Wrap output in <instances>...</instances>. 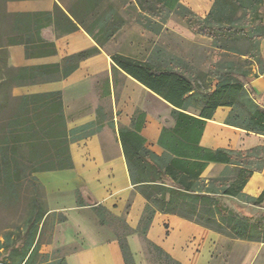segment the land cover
<instances>
[{
  "label": "trees",
  "instance_id": "obj_1",
  "mask_svg": "<svg viewBox=\"0 0 264 264\" xmlns=\"http://www.w3.org/2000/svg\"><path fill=\"white\" fill-rule=\"evenodd\" d=\"M6 1L0 0V127L4 135H15L17 147L31 148L29 176L44 197L43 186L35 173L72 168L70 144L91 131L93 124L68 128L58 90L20 97H12L11 90L20 81L28 82L56 71L62 70L67 76L80 60L97 49L73 53L62 63L27 68L10 66L5 38L9 31L4 28V21L12 20L10 31L13 33L20 30L18 24L23 21L38 29L55 30L65 25L68 18L57 4L51 11L9 14L4 9ZM99 1L78 0L68 11L82 25L85 15ZM134 1L141 10L137 22L144 28L158 31L168 16L176 13L194 34L211 39V47L237 56L236 59L214 60L204 71L176 56L168 60L157 56L153 62L150 59L140 61L119 52L110 54L116 66L143 83L170 107L164 118L166 123L158 134L157 145L162 153L148 148L146 138L141 135L144 111L135 112L129 127L119 128L129 180L146 201L135 231L155 252L158 264L181 263L145 236L157 211L176 214L230 238L264 242V212L259 219H250L222 201L236 199L242 204L264 207V190L258 197L242 190L252 173L264 166V145L244 150L211 149L200 145L206 121L219 106L230 107L224 119L226 125L264 135V92L259 93L251 85V81L264 72L259 47L264 39V0H212L205 16L195 14L179 0ZM123 25L124 19L118 10L108 4L84 28L97 45L102 46ZM18 40L24 45L26 56L33 55L41 47L49 54L55 52L54 40L41 35V30L35 36L26 34ZM238 44H245V47L238 48ZM5 139L2 140L3 163L7 176H11ZM211 163L222 164L223 168L214 176H203ZM89 201L100 222L104 223L107 209L96 205L93 197ZM41 203L46 205L45 197ZM78 203H83L79 197ZM35 212V218L28 222L24 232L16 234V238H12L13 232L8 229L0 235V264H66L63 256L52 257V254L40 252L39 225L47 206ZM123 225L127 230L126 224ZM119 244L125 264H133L125 237L119 238Z\"/></svg>",
  "mask_w": 264,
  "mask_h": 264
},
{
  "label": "crops",
  "instance_id": "obj_2",
  "mask_svg": "<svg viewBox=\"0 0 264 264\" xmlns=\"http://www.w3.org/2000/svg\"><path fill=\"white\" fill-rule=\"evenodd\" d=\"M77 1L8 0L4 4L9 14L51 11L57 4L68 18L65 25L55 30L38 29L23 21L18 24L20 30L16 29L13 33L10 31L12 20L4 21V28L9 31L5 36L8 63L12 67L62 63L73 53L97 49L80 60L67 76L62 70L56 71L28 82L20 81L11 90L12 97L58 90L68 128L93 124L91 131L70 144L72 168L35 173L43 186L47 206L41 225H48L49 228L40 252L63 256L66 264H125L119 244V238L125 237L133 264H150L143 237L135 231L146 201L129 180L118 132L121 126L131 125L136 111H144L141 135L146 138L148 148L157 154L162 153L157 145L158 134L164 123L165 111L169 113L170 107L143 83L116 66L110 54L119 52L141 61L147 59L146 49L161 48L194 65L184 52L173 50V37L187 41L204 39L206 46L211 44V39L194 34L186 22L174 13L168 16L160 30L150 31L135 18H128L118 5V8L114 7L124 19V25L100 46L86 32L84 20L88 15L97 14V9L103 6L105 0H100L85 15L82 25L68 11ZM179 2L182 4L181 0ZM125 3L133 10L132 16L140 13L134 0H126ZM208 11L197 10V13L205 16ZM40 30L41 35L54 40L55 52L49 54L41 47L33 55L26 56L24 45L18 39L26 34L35 36ZM261 42L264 59V39ZM112 45L115 48L108 49ZM251 85L259 93L264 92V72L255 77ZM229 110V106L216 108L213 116L206 121L200 145L211 149L237 150L264 145L263 134L226 125L224 119ZM216 166L223 165L211 163L202 175L214 176L206 174V171ZM242 190L253 197L259 196L264 190V166L259 172L252 173ZM78 197L82 204L78 203ZM91 197L96 205L107 209L104 223L100 222L89 204ZM118 220L127 226L122 235H117L116 229L111 228L112 222ZM145 236L181 264H264V242L230 238L176 214L155 212Z\"/></svg>",
  "mask_w": 264,
  "mask_h": 264
},
{
  "label": "rangeland",
  "instance_id": "obj_3",
  "mask_svg": "<svg viewBox=\"0 0 264 264\" xmlns=\"http://www.w3.org/2000/svg\"><path fill=\"white\" fill-rule=\"evenodd\" d=\"M182 4L185 7H188L191 11L195 14L202 16L201 14L197 13V10L200 12H206L210 10L211 0H181ZM126 0H105L103 6L97 9V14L88 15L87 18L84 20V24L89 26L92 19L96 18L97 15L105 9L108 4H113L117 8L120 6L126 13L128 18L132 17L136 20L139 18V14L136 16H132L134 14L133 10L130 9V5L125 3ZM119 5V6H118ZM195 10H194V9ZM96 14V15H95ZM177 17L182 19V17L176 13H174ZM206 15V14H205ZM175 17V16H174ZM176 18V17H175ZM96 32V28H94ZM200 38V37H197ZM173 50L180 53H185L188 55L190 62L194 64L193 66L199 68L201 70L206 71L212 61L217 59H226V58H233L236 59L232 53H224V52H217L211 47V44H207L204 39H197V40H182L179 37H173ZM262 41V40H261ZM259 47L261 45V42ZM209 42V41H208ZM238 48H244L245 44H238ZM115 48L114 45L110 46V50ZM146 53L148 52L147 59L155 62L156 56H160L163 60H168L170 56H174V54L165 51L163 49H155V50H145ZM261 53V47H260ZM217 54V56H215ZM262 56V54H261ZM189 63V62H188ZM203 68V69H202ZM165 117H167L168 112L165 111ZM162 122V119H160ZM164 122V121H163ZM166 123V122H164ZM85 134V133H82ZM6 138V139H5ZM6 140L8 145V155H9V163H10V170L11 176H7L4 163H3V156H2V140ZM15 135L6 134L4 135L1 132L0 127V235L4 233L6 229L8 231L13 232L12 238H16V234L22 233L25 231L27 224L29 221H32L35 218L36 212L41 207H46V205H42L41 201L44 202V197L41 195V191L37 186V183L34 182L31 176H29V169H28V161L33 156L31 154V148L22 147L19 148L18 141ZM223 168L220 166L213 167L212 169H207L206 174H213L216 175L221 169ZM226 205L235 209L241 216L243 217H250V219H259L264 212V207L256 208L250 204H242L236 199H226L222 200ZM46 202V200H45ZM40 226V233H39V240L41 243L47 240L48 235V225H39ZM112 230L116 229L117 235L124 234L127 230L124 228L123 223L118 221H113L111 225ZM144 248L146 254L148 256V260L150 264H158V259L153 250H151L150 246L144 243ZM55 257L56 255H51Z\"/></svg>",
  "mask_w": 264,
  "mask_h": 264
}]
</instances>
